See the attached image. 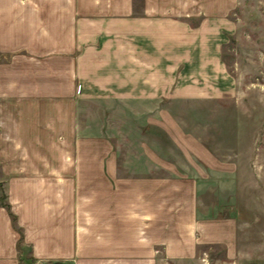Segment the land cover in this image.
I'll return each instance as SVG.
<instances>
[{
	"label": "crops",
	"instance_id": "0c3cea01",
	"mask_svg": "<svg viewBox=\"0 0 264 264\" xmlns=\"http://www.w3.org/2000/svg\"><path fill=\"white\" fill-rule=\"evenodd\" d=\"M236 1L0 0V264H164L201 243L233 249L232 220L197 197L229 162L189 149L165 104L234 92L221 48ZM164 134L183 158L165 156Z\"/></svg>",
	"mask_w": 264,
	"mask_h": 264
},
{
	"label": "rangeland",
	"instance_id": "374dc122",
	"mask_svg": "<svg viewBox=\"0 0 264 264\" xmlns=\"http://www.w3.org/2000/svg\"><path fill=\"white\" fill-rule=\"evenodd\" d=\"M228 19L232 28L221 56L236 80L234 92L165 105L189 149L201 145L215 162H229V170L210 168L208 173L202 160L193 157L209 174L197 184L199 206L213 218L232 220L233 249L222 242L201 243L195 257L164 264H264V0H237ZM172 142L164 134L165 156L180 160L183 152H173Z\"/></svg>",
	"mask_w": 264,
	"mask_h": 264
},
{
	"label": "trees",
	"instance_id": "16d2710c",
	"mask_svg": "<svg viewBox=\"0 0 264 264\" xmlns=\"http://www.w3.org/2000/svg\"><path fill=\"white\" fill-rule=\"evenodd\" d=\"M8 209H9V205L8 204H4ZM9 214L11 215V219H12V221L14 222L15 221V215L13 214V213H11V211L9 210ZM21 240H22V238L20 237L19 238V245H20V242H21ZM33 257H27L26 258V264H33Z\"/></svg>",
	"mask_w": 264,
	"mask_h": 264
}]
</instances>
